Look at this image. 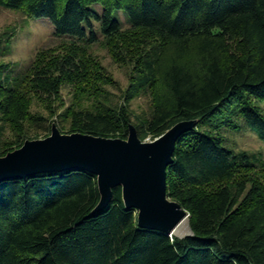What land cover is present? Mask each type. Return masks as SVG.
Masks as SVG:
<instances>
[{"label": "trees", "instance_id": "16d2710c", "mask_svg": "<svg viewBox=\"0 0 264 264\" xmlns=\"http://www.w3.org/2000/svg\"><path fill=\"white\" fill-rule=\"evenodd\" d=\"M5 9L48 20L67 46L36 54L29 68L0 75V157L27 137L25 123L49 132L33 101L58 100L74 84L99 92V40L133 62L125 101L152 95L147 118L95 103L71 105L70 132L155 139L181 121L195 126L176 141L167 194L188 213L182 238L138 225L120 186L96 210L97 176L84 169L41 172L0 182V264H264V161L226 144L239 119L264 142V0H0ZM10 126L16 133L9 142ZM61 128V127H60ZM14 148V149H15Z\"/></svg>", "mask_w": 264, "mask_h": 264}, {"label": "water", "instance_id": "95a60500", "mask_svg": "<svg viewBox=\"0 0 264 264\" xmlns=\"http://www.w3.org/2000/svg\"><path fill=\"white\" fill-rule=\"evenodd\" d=\"M195 126V121H181L153 141H142L130 125L127 139L104 138L89 134H62L56 125L51 135L24 144L0 157V182L26 178L41 172L84 169L97 176L103 209L120 186L122 200L137 210L141 228L171 236L188 213L167 194V167L172 163L179 136Z\"/></svg>", "mask_w": 264, "mask_h": 264}, {"label": "rangeland", "instance_id": "374dc122", "mask_svg": "<svg viewBox=\"0 0 264 264\" xmlns=\"http://www.w3.org/2000/svg\"><path fill=\"white\" fill-rule=\"evenodd\" d=\"M53 31L52 24L46 19L31 18L22 11L5 9L0 6L1 77L10 76L12 71L14 73L26 71L40 51L58 49L61 45L65 47L69 44V41L56 37ZM87 51L89 55L96 59L98 64V80L95 81V86L99 92L94 95V98L91 97V100H87L86 94L80 93L78 95L76 93L73 83H65L61 86L57 101L53 99L45 102L33 101L31 104L32 113L40 116L41 119L47 120L46 124L49 125L50 131L44 132L38 126L32 127L29 123H25L27 137L24 142L45 139L51 135L53 125H56L62 134H72L69 131V122L61 121L63 120L61 116L74 104L76 107H89L101 101L103 105L110 106L115 111L124 104L130 114L132 124L135 122L136 117L147 118L150 116L152 110L150 90L140 89L127 102L124 99L130 81L134 78L133 62L127 59L115 60L112 57L111 50L101 40L97 44L87 47ZM257 104L264 113V101L259 100ZM222 134L228 147L233 148L235 151H247L257 154L264 161V142L259 139L256 131L241 119H239L237 128L230 129L224 126ZM15 136L16 133L9 126L5 133L6 139L13 142ZM153 140L146 138L144 141L150 142ZM15 147L13 146L9 152L18 149ZM185 220L186 224L182 228V233L178 235L171 234V236L182 238L191 234L188 218Z\"/></svg>", "mask_w": 264, "mask_h": 264}, {"label": "bare ground", "instance_id": "6f19581e", "mask_svg": "<svg viewBox=\"0 0 264 264\" xmlns=\"http://www.w3.org/2000/svg\"><path fill=\"white\" fill-rule=\"evenodd\" d=\"M186 224V220L184 219L183 221H181V223L177 226V228L174 230V232L172 233V235H178L182 233V228L184 227V225Z\"/></svg>", "mask_w": 264, "mask_h": 264}]
</instances>
